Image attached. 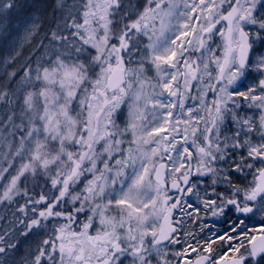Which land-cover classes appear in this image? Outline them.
I'll return each mask as SVG.
<instances>
[{
	"label": "snow or ice",
	"instance_id": "1",
	"mask_svg": "<svg viewBox=\"0 0 264 264\" xmlns=\"http://www.w3.org/2000/svg\"><path fill=\"white\" fill-rule=\"evenodd\" d=\"M21 7L17 0H0V33H7L9 17ZM56 12L62 18H56L51 39L65 41L78 54L88 48L95 54L89 61L39 57L35 69H24L21 81L35 90L23 96L22 122L14 125L22 135L10 152L21 163L0 201L27 197L18 207L25 219L18 220L22 230L0 234V264H15L20 238L41 229L44 237L22 264H124L129 257L130 264H152L153 253L168 264L160 246L181 243L173 216L177 209L190 216L185 204L197 215L203 210L235 217L203 246L207 255L195 264H264V224L245 231L249 215L264 207V0H146L142 10L125 7L124 0H54ZM40 27L38 16L25 20L22 38ZM66 29L69 35H62ZM141 36L147 44L132 66L123 53L131 55ZM189 97L199 100L197 108H185ZM123 105L127 121L121 127L117 115ZM244 105L259 110L258 119L241 117L236 109ZM228 115L236 131L221 139ZM229 149L239 153L232 171L251 177L243 187L215 166ZM8 163L0 178L9 173ZM38 171L58 195L33 199L26 186L21 189L22 178ZM205 175L211 185L202 197L197 193L203 208H194L184 196L197 187L191 177ZM221 183L227 185L223 191ZM169 185L182 195H171ZM68 204L71 211L63 210ZM86 208L91 214L78 222ZM49 220L56 221L51 229ZM217 239L226 250L214 258ZM198 251L188 245L174 255L191 264L187 257Z\"/></svg>",
	"mask_w": 264,
	"mask_h": 264
},
{
	"label": "rangeland",
	"instance_id": "2",
	"mask_svg": "<svg viewBox=\"0 0 264 264\" xmlns=\"http://www.w3.org/2000/svg\"><path fill=\"white\" fill-rule=\"evenodd\" d=\"M27 1L28 0H26V2ZM135 1L136 0H126V2H124L125 3L124 5H125V7H127L129 3H131L132 5H135L134 4ZM73 2H74V0H67L68 4H72ZM145 3H146V0H144L143 4L139 7V9L142 10L143 5ZM39 5H40V3H38V6ZM46 7H47V9H53L51 7H48V6H46ZM73 11L75 14L78 15V12H76L75 9H73ZM32 15L33 16H28L24 20H21L17 25H15V27L13 29L14 34H13L12 40L9 41V44L7 45V49H6L7 52H10L9 56L10 57L14 56L15 58L11 59L9 57L4 62V65L6 67H8L10 64V68H11V66H13V68L15 69V72L19 73L22 77H24V70L22 68L26 69L32 65V69H35L37 58H39V57H42L43 60H47V61L51 62L52 60L55 59V56L57 54H59L62 56V58L69 60V61L75 60V59H77V57H79L80 60L89 61L91 59V55L95 54L94 50L90 49V48H88L86 52H82L79 54L76 53L74 47L73 48H66V46H65L66 42L65 41H53L51 39V32L48 33L47 29H42V30L39 29L34 35H32L26 39H23L22 38L23 22L25 20L32 19L34 16H38L36 14H32ZM60 15H61V13L58 12L59 17H60ZM117 19H119V17H117ZM40 22L42 23L41 19H40ZM118 26L119 25H117V27ZM10 27H12V24H10ZM10 27L8 30H10ZM46 33H48V35ZM61 34L62 35H69V30L66 29ZM2 35H0V41L2 40V37H3ZM72 39L73 38L69 36V41L67 43H71ZM139 40H140V43H136L135 41L133 42L134 47L130 49L131 55L129 54V52L123 53L125 61L128 62L129 60H131L132 66H135L137 61L140 58V52L138 51V49H142L143 45L147 44V39L145 37L141 36V37H139ZM113 42H115V41H113ZM77 43H79V41H77ZM215 46H216V44L213 43L212 47H215ZM16 52H18L19 55H16ZM16 65H18V66L16 67ZM148 74L154 75V73L152 71H149ZM194 85H195V82H194ZM27 87L33 88L32 85H26L25 82H23L22 88L26 89ZM19 90H20V88H19ZM33 90H35V89L33 88ZM192 91H194V94H197V89L195 86L192 88ZM208 98L210 99L211 97L209 96ZM4 99H6V98H4ZM7 104H8L7 105L8 108L0 111V116L6 115L2 121L0 118V127L7 129V131L4 132L0 128V168L9 167L8 162L12 161V167L9 169V173L5 174V177H7L6 180H5V177L0 178V180H3L2 182H5V183L7 182V179H8L10 174H15L16 169L19 167V165L21 163V159L18 157L13 158L10 155V152L15 150V146L18 144L20 136L22 135V133H20L18 130L14 129V125L21 124V122H22L21 112L24 108L22 103L17 104L14 108H11V105H10V103H8V101H7ZM185 105L187 106L186 108H188V107L193 108L194 105L195 106L197 105V102L194 101V104H192L190 106L188 103ZM244 107L245 108H244L243 114H240L241 117L251 116V117H255L258 119L259 110L255 109V108L249 109L246 105ZM9 111L13 112L12 115L16 116V117H13V119L11 121L8 120V112ZM126 121H127V105H123L122 111H120L117 115V123L120 124L121 127H123L124 124L126 123ZM25 123H26V121H25ZM225 124H228V123H225ZM232 125H234V123H232ZM224 126H226V125H224ZM13 131H15L14 137L12 135H9V133L13 132ZM230 133H231V131H230ZM224 135L231 136L230 134L229 135L223 134V136ZM223 136L221 137V139H223ZM253 137L255 139L259 138L255 132L253 133ZM10 138H17L18 142L15 143ZM243 139H244V136L242 135L241 140H243ZM10 144L12 145L11 148L9 147ZM124 146L127 147V145H124ZM1 148H3V149L1 150ZM238 159H239V153H232L231 150L229 149V155L226 157V159L224 161H217L215 166L217 168L226 170L228 173H230V178H231L232 182L234 184H237V185L243 187L245 185V182L247 183V181L250 180L251 177L245 176V174H243V173H240V176L238 177L234 173L231 172L232 167L229 169V166L232 165L233 160L238 161ZM193 167H195V165H193ZM41 172L43 173V171H41ZM28 174L31 175V173H28ZM211 179H212V177L209 175L197 177L196 180L193 182L194 184H197V187L194 189L193 193L184 196V201H186L188 204H191L194 208H198V206H200V205L203 208L202 204L197 199V193H199V195L202 197L204 195L205 186L211 185ZM26 180L24 178H22L21 185H20L21 189L23 186H25ZM197 181H199V183H197ZM79 187L82 188L83 185L79 186ZM116 187L119 188L120 185L117 184ZM217 187H218V190L223 191L222 189L227 187V185L221 183ZM77 190H79V189H77ZM3 203H4V201H0V210L2 209ZM185 208H186L187 212L192 213L189 216V215H186L184 212H181L180 217L184 221L186 227L189 226L188 224L190 222H193V221H191L192 219H197L200 222V225H199L200 228L199 229L202 231L201 232L202 233V239L204 238L203 236H205L208 239L207 243H209L211 240L215 239L216 236L220 234V232H222V234L225 232V229L223 228V226L229 227V222H227V220H226V217L228 216V214L226 216H223V217H220V216L214 217L211 215V213L205 214V212L202 210V213L200 212L197 215V213L193 212L191 208H187L186 204H185ZM263 213H264V207L258 206V210L255 212V214L249 215L250 219H248V221H249L250 230L252 228H259V225L257 224L256 218L259 217L261 214L263 217ZM84 214H86V213H84ZM84 220H85V216H84ZM81 221H83V218H81ZM222 224H225V225H222ZM35 237L38 238L39 235H36ZM204 242L205 241H203V243ZM189 243H191V242H189ZM181 244L183 245V247L173 246L171 244V246H170V264H177L178 261H179V264H185V258H180V257H177L176 255H174V253L181 252L185 248L184 247L185 243H181ZM203 246H204V244H203ZM203 246H201V247H203ZM187 259H188V257H187Z\"/></svg>",
	"mask_w": 264,
	"mask_h": 264
},
{
	"label": "flooded vegetation",
	"instance_id": "3",
	"mask_svg": "<svg viewBox=\"0 0 264 264\" xmlns=\"http://www.w3.org/2000/svg\"><path fill=\"white\" fill-rule=\"evenodd\" d=\"M143 2H144V0H136L134 2V4H135L134 6L139 9V7L143 4ZM215 41H216V43H219V37L218 36L215 37ZM253 75H255V74L253 73ZM197 94H194V91H192V95H197ZM209 96L211 97V93H209ZM194 101L197 102V105L196 106L194 105L193 108H197L199 105V100H193V99H191V97L186 99L185 104L188 103L190 106V105L194 104ZM244 106L239 108V109H236V111L239 112V114H243L244 108H245ZM186 107L187 106L185 105V108ZM230 107H231V105H230ZM225 123H228V124H225ZM232 123H233V121L231 119V116L228 115L225 119L224 124L222 125V133L223 134L232 135L236 131V127L234 125H232ZM224 125H226V126H224ZM230 131H231V133H230ZM189 147H191V145H189ZM231 167H232V165L229 166V169ZM53 172H54V169H53ZM231 172L234 173L238 177L240 176V173H238V172H234V171H231ZM27 175H30V174H27ZM35 176L37 177V175H35ZM6 178L7 177H5V180H6ZM196 178H197L196 176L191 177L192 182H194L196 180ZM35 180H36L35 181L36 183L35 182L30 183L29 186H27L25 183V186L27 187L28 192H29V196H31L33 199H38V197L41 193L47 194V193L51 192V193H54L55 195L59 194L57 190L52 189L50 179L46 178L43 181L41 179V177H38V178H35ZM2 181L3 180H0V187H1L0 188V194H2L3 187L5 185V182H2ZM246 184L247 183L245 182V185ZM82 185L83 184H81L80 186H82ZM25 186H23L22 189ZM169 189H170V194L173 196L182 195L181 193H178V192H175L174 190H171L170 185H169ZM222 190H224V189H222ZM26 199H27V197H24L21 195V196L14 197L13 201H11V202L4 201V203L2 204V209L0 210V234H2L5 230L12 231L11 230V223H10L11 219H14L15 224H17L16 228L13 231H17L18 229L22 230L23 226L18 224V220L25 219V216L23 213H20L18 211V207H19V204H23ZM76 207H79L78 203L76 204ZM71 208H72V205L68 204L67 207L64 208L63 210L71 211ZM198 208L202 209L201 205L198 206ZM57 210H61V209H57ZM200 212L202 213V210ZM84 213H86V214H84ZM90 214L91 213L86 208L85 212L77 214L78 215V222L81 221V218H83V221H84V216H85V220H86L87 216ZM28 215L29 216L32 215L31 206H29ZM180 215H181V211L179 209L174 210L173 221L177 222V221L182 220ZM263 217H264V213H263ZM263 217L261 214L259 217L256 218L257 224L259 225V227H261V225L264 224V218ZM234 219H235V217L233 216V214L229 212L228 216L226 217L227 222H230L231 220H234ZM248 219H250V216ZM191 221H193V222H190L188 224L189 225L188 227H186L184 221L181 224H177L176 227H177L178 231L175 235H176V238L181 241V243H185L184 247H187L188 245H192L193 247H196L199 249V251L197 253H191L188 256V259H190L191 263H193L194 260L197 259L199 255H207L206 253H203V247H201V246H203V244L204 245L207 244L208 239L205 236H203L204 238L202 239V233H201L202 231L199 229L200 228L199 227L200 222L197 219H192ZM54 222H56V221L49 220L45 223H47L48 228L51 229L52 224ZM59 222H63V221H59ZM222 225H225V224H222ZM223 228L225 229V231L228 230V227H226V226H223ZM249 230H250V226H249V221L247 220L245 231H249ZM186 233L189 235H185ZM17 234H18V232H17ZM220 234H222V232H220ZM36 235H39V237L36 238L35 237ZM44 235H45L44 230L41 229V230H33V233L26 238L21 237L19 240V245H18L15 253L13 254V260L15 261V264H22V257H24L27 254V252L29 251L30 248H35L36 244L40 242V240L44 237ZM149 240H150V238H149ZM203 241H205V242L203 243ZM13 242L15 243L16 241H13ZM189 242H191V243H189ZM181 243L178 245H173L172 243L167 241V242H163L162 245L160 246L161 255H162L164 260L168 261V264H170V246H171V244L173 246L183 247V245ZM212 248L214 249L212 256L214 258H218L226 250V245L222 246V242L217 239L216 243H214L212 245ZM165 253L167 255H164ZM151 258H152V264H161L160 259L155 255V253L152 254ZM130 260H131L130 257L127 258L124 261V264H130Z\"/></svg>",
	"mask_w": 264,
	"mask_h": 264
},
{
	"label": "trees",
	"instance_id": "4",
	"mask_svg": "<svg viewBox=\"0 0 264 264\" xmlns=\"http://www.w3.org/2000/svg\"><path fill=\"white\" fill-rule=\"evenodd\" d=\"M126 2V0L124 1ZM17 3L19 5H21L22 7L19 9V11L14 10V15H12L11 17H9L10 19V24H12V27H10V30L7 31L6 34L4 33H0V35H2V40L0 41V93H6V99H0V111L7 109L8 108V103H10L11 108H14L17 104L22 103L23 101V96L26 93V91L28 90H33V88L27 87L26 89L22 88V81L21 78L22 76L19 73L15 72V69L13 68V66H11L10 68V64L8 67H6L4 65V62L6 61V59H8L10 56V52H7V45L9 44V41L12 40L13 37V29L15 27V25H17L21 20H24L26 17L28 16H33L32 14H36L40 17L42 23H41V27L39 28L40 30L42 29H47L48 33L51 32L53 30V28L55 27V22H56V18L59 17L58 16V12H56L55 14L53 13V9H47L46 6L53 8L54 5V0H28L26 2V0H17ZM38 3H40V5L38 6ZM125 4V3H124ZM59 18H62V16L60 15ZM48 33H46L48 35ZM18 65H16L17 67ZM6 67V68H5ZM32 68V65L30 66ZM7 69V70H6ZM24 70V68H22ZM4 70V71H3ZM15 72L16 75L13 79L9 80L7 79L8 73H12ZM33 76H34V72H33ZM7 84V87H4V84ZM20 88V90H19ZM23 105V103H22ZM13 112H8V117L12 116V117H16L15 115H12ZM6 115H2L0 116L1 121L4 119ZM12 126V125H11ZM4 132L7 131L6 128L0 127ZM11 140H13L15 143L18 142L17 138H10ZM3 148H1L2 150ZM37 177L35 175H28L27 176V180H26V184L27 186L30 185V183L35 182V178L41 177V179L44 181V179L48 178L44 173H42L41 171L37 172ZM7 183V182H6ZM5 183V184H6ZM36 183V182H35ZM11 223V230L13 231L17 224H15V220L11 219L10 220Z\"/></svg>",
	"mask_w": 264,
	"mask_h": 264
},
{
	"label": "water",
	"instance_id": "5",
	"mask_svg": "<svg viewBox=\"0 0 264 264\" xmlns=\"http://www.w3.org/2000/svg\"><path fill=\"white\" fill-rule=\"evenodd\" d=\"M173 224H174V226H176V225H177V223H176L175 221H173ZM164 242H167V241H164ZM196 260H197V259H195V260H194V262H193V263H191V264H195Z\"/></svg>",
	"mask_w": 264,
	"mask_h": 264
}]
</instances>
